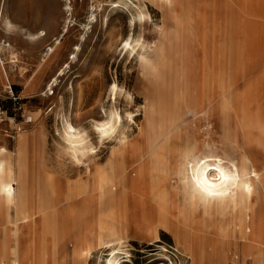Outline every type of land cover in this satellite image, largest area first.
Masks as SVG:
<instances>
[{"label": "bare ground", "instance_id": "bare-ground-1", "mask_svg": "<svg viewBox=\"0 0 264 264\" xmlns=\"http://www.w3.org/2000/svg\"><path fill=\"white\" fill-rule=\"evenodd\" d=\"M64 1L68 11L69 0ZM251 1L239 0L236 19L230 17L232 0L218 4L220 16L210 21L214 27L206 29L195 62L197 91H177L179 70L173 65L195 55L193 13L183 19L175 15V32L160 31L152 45L139 39L132 45L128 37L125 45L140 46L148 76L161 81L168 71L175 90L146 92L141 113L125 110L123 117L112 105L101 115L93 125L98 143L113 142L109 155L99 157L101 163L85 133L65 121L64 151L75 164L86 165L87 180L55 185L52 177L28 169L22 142L15 161L0 146V264H46L57 250L65 255L68 249L73 264H85L99 245L127 238L151 243L159 228L173 235L192 264H264V91H225L233 69L242 72L248 63L233 37L250 32L247 17L264 19L263 12L252 11L257 0ZM118 3L128 1L111 4ZM145 17L138 10V20ZM4 24L12 28L6 19ZM68 26L66 19L63 31ZM45 34L38 30L31 37ZM126 98L134 100L130 94ZM209 125L213 136H207ZM78 198L82 204L75 208ZM117 253L113 248L106 264H120Z\"/></svg>", "mask_w": 264, "mask_h": 264}, {"label": "rangeland", "instance_id": "rangeland-1", "mask_svg": "<svg viewBox=\"0 0 264 264\" xmlns=\"http://www.w3.org/2000/svg\"><path fill=\"white\" fill-rule=\"evenodd\" d=\"M115 1L69 0L67 11L64 0H0V146L8 150L13 161L22 142L28 169L52 177L55 185H73L89 175L85 164H75L64 151L62 130L66 120L85 133L96 150L95 161L101 163L99 157H107L113 145L111 139L103 145L98 143L93 125L101 115L105 116L112 105L123 117L125 110L141 113L146 92L175 90L174 75L168 71L161 81L148 76L140 64V46L132 49L125 45L128 37L131 35L132 45L137 39L152 45L160 38V31L170 35L175 32V15L183 19L193 13L199 49L173 65L179 70L177 91H197L195 62L201 57L206 29L214 27L210 21L220 16L218 4L223 0H179L176 7L156 0H144L143 4L126 0L127 5L118 3L113 7ZM232 1L230 17L236 19L239 0ZM254 3L252 11L264 13V0ZM99 5H103L101 10ZM138 10L146 14L142 21L137 18ZM5 19L12 28L5 26ZM66 19L69 26L63 31ZM254 19L246 18L251 29L247 36L232 39L239 40L248 63L242 72L233 69L225 91H264V19ZM38 30L45 31V36L33 39L31 34ZM170 55L168 52L169 60ZM260 76L262 82L256 86ZM128 94L134 98L131 103ZM141 120L140 115L137 121ZM205 128L207 136L215 134L212 126ZM81 201L78 198L74 207L81 206ZM101 211L96 205L94 215L101 216ZM82 221L87 219L83 217ZM158 236L151 243L127 238L121 244L99 245L85 264H106L113 248L120 264H192L169 231L159 228ZM55 263L73 261L57 250L54 258H46V264Z\"/></svg>", "mask_w": 264, "mask_h": 264}, {"label": "crops", "instance_id": "crops-1", "mask_svg": "<svg viewBox=\"0 0 264 264\" xmlns=\"http://www.w3.org/2000/svg\"><path fill=\"white\" fill-rule=\"evenodd\" d=\"M62 254V253H61ZM66 254H68V256H70V250L68 249ZM63 255V254H62ZM64 256V255H63Z\"/></svg>", "mask_w": 264, "mask_h": 264}]
</instances>
